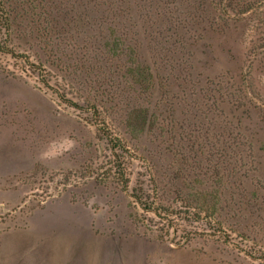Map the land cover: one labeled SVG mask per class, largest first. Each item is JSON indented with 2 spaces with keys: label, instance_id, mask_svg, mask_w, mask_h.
Returning a JSON list of instances; mask_svg holds the SVG:
<instances>
[{
  "label": "rangeland",
  "instance_id": "1",
  "mask_svg": "<svg viewBox=\"0 0 264 264\" xmlns=\"http://www.w3.org/2000/svg\"><path fill=\"white\" fill-rule=\"evenodd\" d=\"M142 1L0 0V264H264V0Z\"/></svg>",
  "mask_w": 264,
  "mask_h": 264
},
{
  "label": "trees",
  "instance_id": "2",
  "mask_svg": "<svg viewBox=\"0 0 264 264\" xmlns=\"http://www.w3.org/2000/svg\"><path fill=\"white\" fill-rule=\"evenodd\" d=\"M109 2H106V0H89V5L92 4V7H96V9H99V11L101 12V14L103 16H105V14L108 11H114V16L115 19H119V22L122 24L123 29L124 27H126V23L127 22H132V17L131 14L129 13V10L131 9L130 7V0H126L125 2V9L119 8L120 4L119 1L121 3H123L124 0H108ZM144 2L146 1H150V0H143ZM142 1V2H143ZM212 1V0H211ZM215 1V0H213ZM228 3L225 6H222V4L224 2ZM239 0H217V3L221 6L223 12H227L229 9L236 11L237 13H245L248 12L249 10L253 9L254 7V3H252L251 1L248 2L247 0H242L240 2H238ZM135 4H137V2H135ZM194 8V6L192 7ZM205 8V6H204ZM203 10H201V12H205ZM188 14L189 12H186V16L185 18H188ZM100 15V16H102ZM111 18H109L108 20H110ZM137 23V22H135ZM139 42V41H138ZM259 47V46H258ZM260 49L264 50V45L259 47ZM0 51L3 52H7V53H11L9 49H7L6 47L2 46V44H0ZM128 74L131 76L132 80L134 81V83L136 84L138 89H144V90H151V88L155 87L156 82H155V73L156 70L154 67H152L150 64H148L145 60H143L141 57H134L131 60L130 65L127 67ZM46 85L49 86L48 82H46ZM159 86L161 88L165 87V83L161 82V84H159ZM232 95V94H231ZM231 99V98H230ZM70 101V100H69ZM227 101V100H226ZM101 123H103V130L101 128V130L105 131V135H107V137L112 136L113 132L109 131V126L107 124H109L108 122L102 120ZM111 143H113L112 145V149H117L120 144H115L114 141L111 139ZM220 156V155H218ZM118 166L120 167V171H119V181L121 183L122 186L126 187L127 184V180L123 179V169L121 167V164H118ZM152 206H148L147 209H151Z\"/></svg>",
  "mask_w": 264,
  "mask_h": 264
}]
</instances>
